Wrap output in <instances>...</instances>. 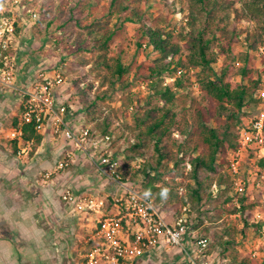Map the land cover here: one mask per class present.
Here are the masks:
<instances>
[{"label":"rangeland","instance_id":"rangeland-1","mask_svg":"<svg viewBox=\"0 0 264 264\" xmlns=\"http://www.w3.org/2000/svg\"><path fill=\"white\" fill-rule=\"evenodd\" d=\"M123 1L129 7L125 12L121 10L124 5L121 0L116 7H111V0H0V23L8 20L13 25L10 53L17 58L16 87L0 90V178L4 183L0 186V203H7L6 212H13L9 221H0V227L4 235L17 242L14 257L20 264L81 263L98 221L122 208V199L127 196L125 187L100 174L92 160L78 154L73 160L67 158L61 151L63 141L54 125L41 130L44 137L36 147L21 139H17V146L12 142L15 119L22 120L25 104L21 89L48 77L55 83L56 98L69 109L70 105L80 106L84 97L97 99L98 109L104 111L99 120L102 122L109 115L111 121L109 132L114 136L111 150L120 157L123 180L153 198L167 221L186 218L193 227L199 225V233L204 232L208 237L229 227L235 234L236 256L247 257L252 264H264V152L253 144L238 155L239 173H234L231 165L240 148L238 132L255 117L256 94L264 84V29L259 27L264 22L237 17L245 0H204L214 4L213 12L218 17L209 26L205 10L200 18L194 12L200 0ZM192 16L196 20L192 21ZM127 17L134 20L128 21ZM93 20L108 21L113 31V38L105 49L93 40L101 38L102 32L87 35L89 29L85 26ZM142 23L172 33L173 40L182 49L171 59V68L179 59L186 64L184 68L178 66L176 73L165 71L159 77L150 76L154 67L158 70L163 67L162 62L156 61L159 54L146 40L138 46ZM258 32L263 33V41L258 49L252 50L250 45ZM197 33H203L209 40L207 53L212 59L209 67L192 61L187 42ZM105 56L115 58L114 62L121 60L128 67V84L122 86L118 82L116 88L110 86L109 79L112 75L116 78V74L114 68L107 69L100 64ZM171 60L168 58L163 63ZM246 63L252 71L242 76ZM226 69H232L227 77L233 86L240 82L251 86L253 81H260L253 95L246 97V105L241 110L227 103L219 105L204 89L208 77L217 80ZM58 74L62 79L60 84H56ZM178 77L182 79L179 86L176 85ZM159 78L162 85H169L176 92L173 104L165 103L156 93ZM153 107L162 110V107H171L175 114L170 135L164 141L167 146L160 143L163 150H170V157L160 162L154 141L139 137L140 131L145 130L139 125V118ZM73 121L97 133L101 130L97 120L81 122L73 117ZM208 127L217 129L223 141L214 162L220 171L200 167L197 175L201 197L198 198L193 192V187H198V179L190 161L197 155L210 160L213 148L205 140ZM140 140L143 144L134 146ZM57 149L60 152L54 154ZM177 159L179 162L175 163ZM60 162L64 165L59 168ZM29 164H32L31 170L25 167ZM52 178L62 183L71 179L82 184L62 192L50 191L47 196L44 193L47 183L38 184L36 180L50 182ZM67 190L77 201L103 200L101 211L79 210L63 198ZM52 195L61 201V210L54 207ZM227 196L229 199L225 201ZM235 208L238 210L231 212ZM22 212L28 215L23 223ZM20 222L26 228L22 235ZM253 251L257 252L256 257L252 256ZM141 264H188V259L174 246Z\"/></svg>","mask_w":264,"mask_h":264},{"label":"built area","instance_id":"built-area-1","mask_svg":"<svg viewBox=\"0 0 264 264\" xmlns=\"http://www.w3.org/2000/svg\"><path fill=\"white\" fill-rule=\"evenodd\" d=\"M13 34V25L3 20L0 23V90L16 87L17 58L10 53ZM61 81L58 74L56 84ZM54 86L55 83L44 77L30 88L21 89L26 106L22 119L29 122L36 118L39 131L54 125L63 141L61 151L65 152L67 158L73 160V156L78 154L92 160L100 174L123 185L127 192L126 199H122V208L98 221L94 235L89 238L90 248L79 264H137L138 260L149 262L162 251L174 246H178L186 255L188 264H224V258L212 250L209 238L199 233L186 218L167 221L153 198L123 180L119 169L120 157L115 156L111 150L112 135H100L87 126H77L72 115L68 114L72 109L56 98ZM256 101L255 117L249 126L240 129V148L231 164L234 173H239L238 155L243 148L255 144L264 152V84L257 91ZM11 135V138L20 139L22 132L15 128ZM63 165L64 162H60L59 168ZM63 198L81 211L89 209L100 212L103 206V200L94 198L77 201L70 190L66 191ZM252 256L256 257L257 252L253 251Z\"/></svg>","mask_w":264,"mask_h":264},{"label":"trees","instance_id":"trees-1","mask_svg":"<svg viewBox=\"0 0 264 264\" xmlns=\"http://www.w3.org/2000/svg\"><path fill=\"white\" fill-rule=\"evenodd\" d=\"M120 0H111V7H116L117 3H119ZM207 2V1H205ZM204 0H200V5L196 7L197 16L200 18V16L203 14L205 10V17L207 21V26H209V23L214 22L218 20V17L214 14V4L210 1L205 3ZM121 3L124 4V1L121 0ZM128 6L125 4L122 5L121 10L123 12L128 10ZM250 17L251 20L258 21V22H264V0H248L244 1L242 8L237 13L238 18L242 17ZM193 17V20H196L197 17ZM128 21H133L134 19L132 17L126 18ZM138 21V20H136ZM194 26V25H193ZM88 28L87 35H92L94 33L102 32L103 36L100 37H94L95 44L98 43L100 48L105 49L109 46L111 39L113 38V31L109 29V22L103 21V20H93L90 24L85 26ZM260 29H264V25H259ZM203 33H197L194 34L187 42L188 48L191 49V58L194 64L198 66H205L209 67L211 58L208 56V39H205ZM143 40L147 41L148 45H151L153 49L159 54L156 61L162 62V69L158 70L157 67H154L153 70L150 73V76L157 75L158 77L161 76L165 71L169 74L176 73L178 70V66L181 68H184L186 64L182 61V59H179L177 64L171 68L172 60L177 54L181 52L182 46L180 43L173 40L172 33L165 31L161 27H151L148 26L146 23L141 24V35L140 40L137 41L138 46L143 45ZM263 41V33L258 32L253 38V41L251 43V49L256 50L258 49L259 43ZM170 59L171 61H168L166 63H163L165 60ZM115 58L110 57H104L103 61H101V65H103L104 68L112 69L114 68V73L116 74V78L114 75H112V78L109 79L110 86L112 88H116L115 85L118 84V82L123 83L122 86H125L128 84L126 79V74L128 71V67L124 65V63L121 60H118L114 62ZM232 69H226L223 70L222 74L219 76L217 80L211 79V77H208L204 81V89L207 91L208 97L215 99L216 103L219 105H225L231 104L236 109L241 110L245 107V99L248 95H253V93L258 88L260 81L259 79L253 81V84L251 86H247L244 83L240 82L238 85L233 86L232 81H230L227 77V73H231ZM252 71L251 67L246 63L244 67L242 68V72L240 73L242 76L248 75ZM158 82L155 86L156 93L160 96V98L165 101V103L173 104L176 92L172 89L169 85H162V80L159 78ZM182 82V79L178 77L176 80V85L179 86ZM110 87V88H111ZM80 89V88H79ZM84 94L86 91L84 89H80ZM256 101V99H255ZM257 103V101H256ZM98 101L97 99H90L87 97H84L81 99L80 106L74 105L71 107L72 109V117L78 118L79 121H93L96 122V125L99 126L101 129L98 134H110L112 135V144L114 142V136L113 132H109L111 121L109 120V115H105V117L102 119V122L99 120V117L103 115V112L100 108L98 109ZM22 112L26 110L25 104L22 105ZM160 109L159 107H153L146 111L144 115H142L139 120V125H143L145 130L140 131L139 137H145L146 140L154 141L155 148L159 153V162L165 158L170 157V150L166 148L165 150L162 149V146L160 143H163V146H167V143H165V139L170 135V128L174 124V118L175 114L172 112L171 107H162ZM163 111V112H159ZM99 116V117H98ZM19 121V122H18ZM15 126L17 129H19L22 132L21 140L25 143L31 142L36 147L39 145L43 140V133L39 131L36 127V118L32 119L31 121L27 122L23 119H19L18 117L15 119ZM19 124H18V123ZM102 131V132H101ZM206 132L209 134L206 136L205 140L208 141L213 150L209 161H206L205 158L201 155H197L196 157H193L190 161V164L193 165V170L195 173V177L198 179V187H193V192L196 197L200 198V181L199 177L197 175L198 170L200 167H204L206 169H211L213 172L220 171L217 167H214L215 162V154L216 151L219 149L220 145L223 143L220 136L218 135V130L213 127L206 128ZM239 133L238 132V139H239ZM15 146H17V139H14L12 141ZM140 144H143V142L138 141L135 143L134 146L138 147ZM238 145H240L238 140ZM231 146H234L232 144ZM182 158V157H180ZM263 158V157H262ZM179 159L175 161V163H178ZM152 166V165H150ZM146 170V169H145ZM223 177L228 178L226 174H222ZM229 197L227 196L225 201L228 200ZM238 210L237 208L231 209V212H234ZM219 220V219H218ZM216 220V221H218ZM189 222V221H188ZM202 222V221H201ZM191 223V222H190ZM195 228L199 225H194ZM199 228V227H198ZM227 227L222 233H214L211 235V237H208L204 232H200L201 234L205 235L209 238L211 241V247L212 250L214 249L215 253L221 255L224 258V264H252L247 257L239 258L235 254V234L230 231ZM199 231V230H198ZM6 238L11 239V236H7ZM15 244V243H14ZM228 255H231V258L228 257ZM142 262H145L144 260H138L137 264H141Z\"/></svg>","mask_w":264,"mask_h":264},{"label":"crops","instance_id":"crops-1","mask_svg":"<svg viewBox=\"0 0 264 264\" xmlns=\"http://www.w3.org/2000/svg\"><path fill=\"white\" fill-rule=\"evenodd\" d=\"M58 152H60V149L58 150L57 149V151H54L53 153L54 154H57ZM37 158H38V161H39V156H36ZM26 161H28V160H26ZM38 161H36V162H38ZM22 163H25V161L24 162H22ZM40 164V163H39ZM45 163L43 162V163H41V165H44ZM25 165V164H24ZM31 166H32V164H29V166L27 165V166H25V167H28L29 169L31 168ZM26 170L27 169H24V171L26 172ZM31 170V169H30ZM36 170H37V168H36ZM79 172V171H78ZM30 173H32V172H30ZM24 175V177H26L25 176V174H23ZM22 178V177H21ZM54 179V180H53ZM58 179L57 178H52V180H50V182H49V180H46L45 181V179H43V180H40V179H37L36 180V182L39 184H42V182H45V183H47V186L46 187H44V193H46L47 194V196H49L50 195V191L52 192V191H57V192H62V191H64V189H68V188H71V187H73V188H75V187H79L80 186V184H82V182H78V181H71V179L69 180H66V181H64L63 183H62V181L60 182V181H57ZM48 183H49V185H48ZM2 184H4L3 183V181H2V178H0V186L2 185ZM52 184V185H51ZM32 185H34V184H32ZM51 186V187H50ZM50 200L52 201V202H54V207L55 208H57V210L59 211V209L61 210L62 209V205H61V201L59 200V199H57V198H54V195H52L51 197H50ZM1 202V201H0ZM5 203V202H4ZM4 203H0V206H1V208H0V221H2L3 223H5V221L7 220V221H9V219L10 218H12V216H13V212H9L8 213V211L6 212V210L8 209V207H7V209H6V206H7V203H5V205H4ZM48 203H50V202H48ZM5 207V209H2L3 208V206ZM66 206V205H65ZM5 211V213H4V211ZM3 211V212H2ZM20 218H21V222L23 223V219L25 220V218H28V215H25L24 214V212H22L21 214H20ZM27 221V220H26ZM18 223V225L20 224V235H22L24 232H26L25 231V225L24 224H22V223ZM22 225H24V226H22ZM2 227H0V264H20L19 262H18V260L14 257V246H16L17 245V242L13 239V238H11V239H9V238H6L8 235H4L5 233L2 231V229H1ZM5 228V227H4ZM39 227L36 225V230L37 231H39V229H38ZM15 243V244H14Z\"/></svg>","mask_w":264,"mask_h":264}]
</instances>
